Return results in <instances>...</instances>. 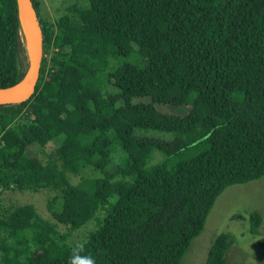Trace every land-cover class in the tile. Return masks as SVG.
I'll use <instances>...</instances> for the list:
<instances>
[{
    "label": "trees",
    "instance_id": "obj_1",
    "mask_svg": "<svg viewBox=\"0 0 264 264\" xmlns=\"http://www.w3.org/2000/svg\"><path fill=\"white\" fill-rule=\"evenodd\" d=\"M31 1L51 55L30 98L0 104V196L58 193L54 222L0 208V264H180L217 196L264 175V0H78L54 19ZM27 69L16 0H0V87ZM50 141L52 161L28 154ZM260 222L252 211L251 234ZM232 243L217 234L204 264H227Z\"/></svg>",
    "mask_w": 264,
    "mask_h": 264
},
{
    "label": "rangeland",
    "instance_id": "obj_2",
    "mask_svg": "<svg viewBox=\"0 0 264 264\" xmlns=\"http://www.w3.org/2000/svg\"><path fill=\"white\" fill-rule=\"evenodd\" d=\"M78 0H41V12L43 15L54 19L64 11V8ZM50 50L42 52V58L49 61ZM158 109L164 113L177 114L179 107L171 105H158ZM184 107L181 108V110ZM138 136L162 138L170 140L173 134L170 132H161L153 130L137 129ZM28 154L37 156L42 162L52 161L55 157V143L50 141L44 147L38 148L36 145H29ZM124 156V153L118 149L113 153L115 164ZM160 154L154 153L153 161L158 159ZM112 168V165L109 166ZM89 170H86L87 173ZM68 180L76 183L77 175L68 174ZM56 190L40 188L33 190H8L0 196L1 210L9 209L23 204H31L36 212L43 218L54 222L46 208L47 199L57 194ZM258 211L261 215V222L257 228L258 234L253 235L249 231V214L252 211ZM97 215H99L97 213ZM236 215V216H233ZM57 228L62 233L68 230L64 225L57 224ZM95 228V220L92 219L82 225L80 228L70 232L68 243H78L84 239L87 232ZM221 232L231 234L233 243L225 254L227 264H264V249L258 243L257 238L264 236V175L259 179L246 183L232 184L227 186L215 199V202L207 215L205 225L201 233L192 239L189 248L183 255L180 264H204L208 249Z\"/></svg>",
    "mask_w": 264,
    "mask_h": 264
},
{
    "label": "water",
    "instance_id": "obj_3",
    "mask_svg": "<svg viewBox=\"0 0 264 264\" xmlns=\"http://www.w3.org/2000/svg\"><path fill=\"white\" fill-rule=\"evenodd\" d=\"M17 16L24 36L28 69L20 82L0 87V104L20 103L32 96L42 58V32L31 0H16ZM26 81V82H25Z\"/></svg>",
    "mask_w": 264,
    "mask_h": 264
},
{
    "label": "bare ground",
    "instance_id": "obj_4",
    "mask_svg": "<svg viewBox=\"0 0 264 264\" xmlns=\"http://www.w3.org/2000/svg\"><path fill=\"white\" fill-rule=\"evenodd\" d=\"M26 82V81H25Z\"/></svg>",
    "mask_w": 264,
    "mask_h": 264
}]
</instances>
